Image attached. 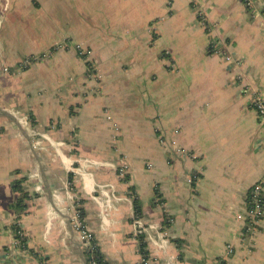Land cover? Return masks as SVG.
<instances>
[{
	"label": "crops",
	"instance_id": "crops-1",
	"mask_svg": "<svg viewBox=\"0 0 264 264\" xmlns=\"http://www.w3.org/2000/svg\"><path fill=\"white\" fill-rule=\"evenodd\" d=\"M248 1L0 0V108L30 121L0 114V264H92L95 251L105 264H215L227 246L223 264H264V204L252 240L244 218L264 176L251 105L264 99V0Z\"/></svg>",
	"mask_w": 264,
	"mask_h": 264
},
{
	"label": "built area",
	"instance_id": "built-area-1",
	"mask_svg": "<svg viewBox=\"0 0 264 264\" xmlns=\"http://www.w3.org/2000/svg\"><path fill=\"white\" fill-rule=\"evenodd\" d=\"M246 1L248 4L249 1L248 0H246ZM217 46H218V48L215 51L216 54L221 56L227 63H231V64H234L236 66H239L241 64V59L239 58V56L226 52V50L223 48L222 45H217ZM60 47H61V44H56L50 50L46 51L45 53L35 55V56L25 57L24 59H22L17 64L16 70L17 71H23L31 63L37 62V61H40V60H43L45 58L50 57L52 55V53L54 51H56L57 49H59ZM74 48L80 57H87L91 54V51L89 49L84 48L82 45H75ZM92 67L93 66L90 65L88 67L89 68L88 70L91 71ZM7 70L8 69L5 68L4 72H7ZM251 105H252V108L257 113V115L262 119V123L264 125V99L260 93L252 94ZM107 119L111 120V117L108 116ZM114 126L116 127L115 124H114ZM171 145L173 146L175 153H177L181 156L189 157L191 159L195 158V156L192 153H189V152L185 151L183 148H181L180 146H178L174 140L171 141ZM126 168L127 167H126L125 160L120 159V162L117 166V173H118L119 179H122V177L124 176V173L126 172ZM263 194H264V176L259 181H257L256 183L253 184V186L250 188L248 195H247L248 210H247L246 214L244 215V218L246 220V229L250 233L249 237L251 240L253 239L254 234L258 230V226H259L260 221H261L263 204H264ZM137 222H138L137 219L134 222H132V225L134 227V232L136 234L139 233V228L137 227ZM16 225L18 226V230H16V231L12 230V235H13L12 244L16 248H21L19 238L24 237V232L22 231V229L20 228V226L18 224H16ZM76 228L79 229L78 224H76ZM79 230H80L79 233L81 235V239L85 243H86V241L87 242L91 241L92 236L87 231H85L83 229H79ZM252 246H253V241L251 243H249L248 247L252 248ZM21 249L25 251V249H23V248H21ZM230 253H232V248H231V246H227L224 254L216 261L215 264H223L224 260L227 259V256ZM92 264H95V262L92 261Z\"/></svg>",
	"mask_w": 264,
	"mask_h": 264
},
{
	"label": "trees",
	"instance_id": "trees-1",
	"mask_svg": "<svg viewBox=\"0 0 264 264\" xmlns=\"http://www.w3.org/2000/svg\"><path fill=\"white\" fill-rule=\"evenodd\" d=\"M243 4H245L246 6H247V1L246 0H240ZM87 66V65H86ZM122 180L123 181H127L128 180V176H127V174H126V172L124 173V176L122 177ZM19 181H14L13 182V188L15 189V191H19V192H21V189H20V185H19ZM22 193V192H21ZM27 198V195L26 194H24V193H22L21 195H20V198L16 201V203H15V211L17 210V212H18V210L20 211H23L24 210V208H25V204H24V200ZM155 198H156V200H157V198H159V195H158V193H157V191L155 192ZM133 205H134V208H135V213H137V212H139L138 211V206H137V201H133ZM13 230L14 231H16V230H18V226L15 224L14 226H13ZM20 239V246H21V248H23V249H27V247H26V241H25V238L24 237H22V238H19ZM141 253L143 254V255H145V252L144 251H142L141 250ZM92 259H93V261L95 262V264H105L104 263V261H103V259H102V257L100 256V254L97 252V251H95L93 254H92Z\"/></svg>",
	"mask_w": 264,
	"mask_h": 264
},
{
	"label": "water",
	"instance_id": "water-1",
	"mask_svg": "<svg viewBox=\"0 0 264 264\" xmlns=\"http://www.w3.org/2000/svg\"><path fill=\"white\" fill-rule=\"evenodd\" d=\"M0 114L6 116L7 118L11 119L17 126L18 128L22 131V130H29V125L26 121H23L21 119H16L15 117H13L10 113H8L7 111H5L4 109L0 108ZM30 132H32L34 135H40L42 136L44 139H47V140H52L51 137L47 134H40V133H37L36 131L34 130H31Z\"/></svg>",
	"mask_w": 264,
	"mask_h": 264
},
{
	"label": "rangeland",
	"instance_id": "rangeland-1",
	"mask_svg": "<svg viewBox=\"0 0 264 264\" xmlns=\"http://www.w3.org/2000/svg\"><path fill=\"white\" fill-rule=\"evenodd\" d=\"M28 119H29V118H27L26 121L30 123V121H29ZM33 145H34L35 148H38V146H39L38 141L34 140V141H33ZM61 146H65V147H67V148L69 149L70 152L74 151V149H75V148H74V149H70V148H72L71 144H63V143H62Z\"/></svg>",
	"mask_w": 264,
	"mask_h": 264
}]
</instances>
